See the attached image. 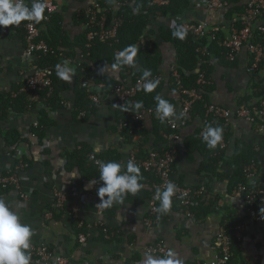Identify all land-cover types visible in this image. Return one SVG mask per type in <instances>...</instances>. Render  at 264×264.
Segmentation results:
<instances>
[{"label":"crops","instance_id":"0c3cea01","mask_svg":"<svg viewBox=\"0 0 264 264\" xmlns=\"http://www.w3.org/2000/svg\"><path fill=\"white\" fill-rule=\"evenodd\" d=\"M90 4L91 0L60 1L56 12L62 17V28L70 43L84 33L81 17L85 16V10ZM224 14L222 10L208 12L203 0H191L190 8L181 17L150 19L149 28L156 32L155 39L162 54L160 71L163 78L168 79L175 72L177 62L174 47L159 39V28H173L184 22H196L224 27L229 33L231 26L225 22ZM248 61L249 54L245 49L236 66L212 59L214 71L211 76L210 104L235 113L247 103L245 100L254 93L253 74L247 71ZM67 62L68 67L73 69L70 81L65 80L69 89L64 97L70 107L64 106L50 113L49 117L54 125L46 131L41 146L35 137L30 136L29 131L37 121L39 110H45L44 105L25 113L10 111L7 119L0 121V176L15 171L23 158L32 161L27 170L18 172L19 190L0 189V200L19 215L21 223L30 226L31 242L46 246L64 257L67 264H143L145 248L156 243H162L168 254L155 258L169 259L171 264H177V261L179 264H209L219 255V234H226L225 228H228L229 221L225 218L231 217L232 220L241 221V225L235 228L244 262L264 264V202L257 203L260 220L255 222L246 214L244 194L237 189L231 192L228 190L233 175L228 164L240 146L250 147L256 157V174L248 180V187L256 191L263 188L264 132L256 125H250L233 115L225 126L227 136L226 147L222 150L224 153L219 156L214 174L209 175L200 169L205 160L203 153L194 151L187 155L185 148L188 138L203 131L204 122L196 117L179 130L173 177L184 186L204 187L208 191V197L217 199V210L208 217L196 220L174 203L176 209L168 210L160 220L157 217V222L152 227L146 226L148 201L156 182L150 174H146L149 178L145 179L143 173L140 182L143 187L139 192L125 195L121 202L113 203L99 214L100 207L97 205L100 199L97 190L102 182L97 177L90 176L85 167L79 169L71 165L67 154L86 146L90 154L98 159L107 162L115 159L124 166L122 170H126L129 157L140 154L141 139L139 136L123 134L112 95L99 93L100 102L87 119L82 120L74 115L71 105L74 104L72 77L75 66L68 60ZM30 65L25 56L24 34L10 26H0V94H7L23 84L31 73ZM100 72L113 81H119L122 74L121 69L114 65H106ZM256 76L264 81V68ZM162 97L174 101L175 117L170 119L179 123L182 97L170 92L168 87L164 88ZM255 103L257 100H251L248 105ZM141 123L150 136L148 143L144 145L148 152L158 147L152 136L151 116L147 115ZM9 131L18 132L25 141L15 148L9 147L4 138V134ZM202 150L206 154L205 148ZM91 181L96 183L91 184ZM56 190L66 196L64 209L59 212L55 211ZM209 201L207 199L206 202ZM103 228L110 233L108 238ZM82 234L86 236L84 242L78 239Z\"/></svg>","mask_w":264,"mask_h":264},{"label":"trees","instance_id":"16d2710c","mask_svg":"<svg viewBox=\"0 0 264 264\" xmlns=\"http://www.w3.org/2000/svg\"><path fill=\"white\" fill-rule=\"evenodd\" d=\"M114 0H105L104 6L107 9L112 8ZM166 5L155 6L152 4V0H129L127 4H123L119 10V14L122 17V26L118 31V42L102 43L98 40L93 41L90 46H87L86 33L84 32L73 43H70L66 37L62 28V17L57 12L50 16L48 23L44 25V29L41 30V40H43L48 46V53L43 55L39 54L35 59V64L39 69H51L53 71L52 76V90H43L40 92L39 103H32L27 94L20 93L19 90L24 86L25 81L19 87L14 88L7 94H0V121L7 119L10 111L16 113H25L39 105H44L45 110H39L36 123L31 127L29 133L37 139L41 146L46 137V131L54 125V121L50 119V113L63 107L62 103L65 102V93L69 89L65 80L61 79L57 75L56 66L63 65L65 61L73 63L75 66V72L72 77V92L74 94L73 113L76 117H79L81 113L82 120L87 119L92 115L96 106L89 99L91 93H105V95H111L114 87L127 79L134 80L136 77H141L144 70H150L151 76H161L160 67L162 65V54L158 41L155 39L156 32L149 28L151 18H166L173 19L181 17L191 5V0H165ZM229 7L225 11L224 20L226 23H231L235 16L243 13L245 9L244 0H227ZM24 3L31 7V0H24ZM108 20L111 18V12L107 15ZM27 20L21 21L19 24L23 26ZM83 25L86 22L85 16L81 17ZM11 29H15L13 25H9ZM235 28H240L238 23H234ZM221 31L217 34L216 40L210 42L207 38L195 39L188 33L183 32L178 27L161 26L157 32L159 39L165 43H170L176 52V70L172 73L168 79L162 77V82L157 85L152 93H145L142 89L138 91L135 98L136 102H141L142 107L139 110L132 112H126L125 108L117 107L118 120L123 128V134L131 137L139 136L140 141V154H136L137 158H144L152 150H160L167 144V138L171 133H179L170 128L168 120L161 122L156 116L157 102L154 97L160 95L165 87H168L170 92L178 93L182 100H187V97L182 95L178 90L174 78L176 73L179 76L180 84L184 90H198L201 94V100L196 101L190 111V121L194 118H200L202 122L206 120V126L221 127L223 129L222 140L226 144V127L223 120L207 118L206 108L210 104L209 94L212 91L211 76L214 71L212 65V59H217L224 63H229L232 66L237 65V61L230 63L227 61V51L224 44L227 41L228 33L224 27H220ZM18 33H23L22 28L17 29ZM181 31L185 33L184 38L173 36V32ZM252 43L261 44L264 47V35L254 33L252 36ZM135 46L138 52L135 57L136 66L130 67L127 65L120 66L121 78L119 81H113L112 79L104 76L100 70L106 65H115V57L120 54L121 51L128 46ZM80 56H79V55ZM79 56V58H78ZM264 68V61L260 63L259 69ZM200 74H204L207 84L199 86L197 80ZM93 78L95 88L90 90L82 88L83 81ZM253 77V90L254 93L248 97L245 101L247 106L251 100H257V103L264 98V81L257 79L256 75ZM166 99L169 103L174 105V101ZM48 108V110H46ZM134 112H151L152 120V136L155 141V145H158L155 149L145 150L144 145L148 143L150 136L148 130L143 123L135 122L132 120ZM203 132H198L196 135L188 138L185 142L186 154L194 151L203 153L204 162L200 169L202 172H206L209 175H213L217 164L219 162V156L223 155L224 151L220 149L217 144L215 148H208L202 138ZM201 134V136H200ZM4 138L9 147H17L20 143L25 141L20 134L15 131H9L4 134ZM202 148H205L206 154ZM90 151L86 146H81L80 149L73 150L67 154L68 162L71 165L83 169L91 174L90 176L97 177L99 180V171L93 165L91 161H88V155ZM101 160V159H99ZM115 161L116 160H112ZM23 162L29 166L32 161L27 158H23ZM102 163L107 162L101 160ZM256 164V157L254 152L248 146H240L237 148L231 162L228 166L233 170V175L229 182V192L237 189L239 186L248 187V179L244 172L245 168L250 165ZM141 174H145V179L149 173H145L140 170ZM153 176L152 174H150ZM154 177V176H153ZM155 178V177H154ZM141 182V181H140ZM155 182H157L155 178ZM238 190V189H237ZM128 195V194H127ZM130 195V194H129ZM244 201H245V195ZM209 199V202H206ZM160 204V203H159ZM158 204V207H159ZM217 199L215 197H208V191L205 189V194L192 202L189 210L193 218L198 220L208 217L214 213L217 208ZM176 209V205L172 202V206L169 210ZM247 211V207L245 205ZM56 211V210H55ZM59 212V211H58ZM248 216V212L246 213ZM162 213L158 212V220L162 217ZM165 218V216H164ZM225 220L229 221L228 228L226 226V234L230 241V256L226 264H246L241 256L240 242L237 237L236 226L241 225V221L238 219L232 220L231 217H226ZM235 228V229H234Z\"/></svg>","mask_w":264,"mask_h":264},{"label":"built area","instance_id":"2783aa9c","mask_svg":"<svg viewBox=\"0 0 264 264\" xmlns=\"http://www.w3.org/2000/svg\"><path fill=\"white\" fill-rule=\"evenodd\" d=\"M61 0H41L44 3L45 8L43 12V19L40 21L27 20L23 26L20 24H13L15 29L22 28L24 30V42H25V56L30 62L31 73L25 79L24 86L19 90L20 93L27 94L30 101L34 104L40 101V92L43 90H52V76L53 71L51 69H39L35 64V59L39 54H47L49 49L47 44L41 40L42 27L49 22L50 16L54 14L60 4ZM24 2V0H23ZM114 2V1H113ZM129 0H117L113 3L112 8L107 9L104 4L105 0H91L90 6L85 10L84 32L86 33L87 46L98 40L102 43L105 42H118V31L122 26V17L119 14V10L123 4H127ZM245 9L242 14L235 16L230 23L227 41L224 47L227 51V61L230 63L238 60L240 54L245 49L249 54V61L247 65V71L250 74L257 75L260 71L259 65L264 61V47L261 44H254L251 42L254 33L264 35V0H244ZM32 3V0H31ZM152 4L155 6H163L167 4L165 0H152ZM205 9L208 12L226 11L229 7L227 0H203ZM115 5V6H114ZM111 12V18L108 20L107 14ZM234 23H238L240 28H235ZM180 30L190 34L195 39L207 38L210 42L216 40L217 34L221 31L218 26H208L204 23L196 22H184L177 26ZM176 86L180 93L187 97V100H182L181 107V120L179 123L168 120L170 128L176 132L185 127L190 121V111L192 105L201 100L200 92L196 90H184L180 84L179 76L174 74ZM149 80H156L158 84L162 82L161 76H150ZM145 81L141 80V77H136L134 80L127 79L117 84L113 91V102L115 107H130L135 104V98L139 90L143 89ZM93 78H89L82 82L81 86L84 89L95 88ZM199 86L207 84L204 74H200L197 80ZM90 101L93 105H97L100 102V98L96 93L89 95ZM63 107H70L69 102H63ZM73 107V105H71ZM48 110V108H46ZM81 113L79 117L83 116ZM151 116V112H134L132 120L141 123L146 116ZM237 116L239 119L244 120L250 125H256L258 129L264 132V98L260 103L242 105L235 113L227 108L209 104L206 108V117L218 120H223L225 126L227 121L233 116ZM206 120L204 121L205 130ZM179 140V133H171L167 138V144L160 150H152L144 158H137L135 155H131L128 159L134 162L140 170L145 173L152 174L157 182L153 185V192L148 201V217L146 219V226L152 227L157 222L158 216V204L159 199L156 197V190L159 188L161 191L166 187L169 181L176 185V191L173 195L172 202L175 203L180 209L184 210L188 216H192L190 213V206L196 199L202 197L205 193L204 187L192 188L181 185L173 177V167L177 160V141ZM218 145L220 149H225L226 144L221 140ZM88 159L99 171L100 164L102 163L95 155L89 154ZM29 165L25 162H20L15 171L0 176V189L14 188L19 190L20 178L18 172L27 170ZM246 178L249 180L256 174V168L254 165H250L244 170ZM239 192L245 195V205L249 217L255 222H259L260 215L257 210V203L264 202V186L260 191L250 189L247 186H239ZM55 197V210L61 211L64 209L66 202V196L60 191L54 192ZM25 198V196H23ZM106 208L99 209V214H102ZM107 238L110 235L106 228H103ZM239 235H237L238 237ZM80 242L86 240L85 235H79ZM219 255H216L209 264H226L230 256V241L225 232L219 234ZM28 252L31 256V262L35 264H67V260L54 252L50 251L46 246L35 245L30 241V248ZM145 254L153 257L166 256L168 254L167 248L162 243L152 244L145 248Z\"/></svg>","mask_w":264,"mask_h":264},{"label":"clouds","instance_id":"9594fccd","mask_svg":"<svg viewBox=\"0 0 264 264\" xmlns=\"http://www.w3.org/2000/svg\"><path fill=\"white\" fill-rule=\"evenodd\" d=\"M45 5L41 0H32L31 7L23 2V0H0V26L7 27L13 24H19L23 20L40 21L43 19ZM185 33L181 31L173 32V36L184 38ZM138 49L135 46H128L115 57L116 64L114 67L127 65L136 66L135 57ZM57 75L63 80L70 81L73 69L68 67L65 61L63 66H56ZM151 76L150 70H144L141 80L143 91L152 93L158 85V81L149 80ZM157 102L156 116L161 122H165L169 118L175 117V108L166 99L157 95L154 97ZM142 107L141 102L125 108L126 112L139 110ZM223 129L219 126H206L202 133L203 141L207 147L212 149L222 140ZM124 166L115 161H108L100 164L99 181L102 182L97 190L100 203L97 207H111L113 203L121 202L127 194L135 195L139 192L143 184L140 168L131 160L127 162L126 170H122ZM96 181H91L95 184ZM176 185L169 181L166 187L161 191L156 190V197L160 204L157 211L166 214L172 206V197L175 194ZM32 230L29 225L23 224L17 213L13 212L10 207L0 200V264H30L31 256L28 252ZM143 264H171L169 259L155 258L145 254ZM177 264L179 262L177 261Z\"/></svg>","mask_w":264,"mask_h":264}]
</instances>
